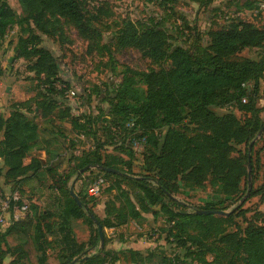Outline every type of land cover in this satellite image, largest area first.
Here are the masks:
<instances>
[{"label": "trees", "instance_id": "obj_1", "mask_svg": "<svg viewBox=\"0 0 264 264\" xmlns=\"http://www.w3.org/2000/svg\"><path fill=\"white\" fill-rule=\"evenodd\" d=\"M17 1L22 12L16 20L7 0H0V40L16 25L20 35L13 48V59H23L28 62L29 73L51 80L49 92L55 84L68 87L59 75L56 59L41 45V39L34 30L47 34L46 17H59L90 40L93 33L84 19L81 5L76 0ZM145 1L166 9L169 17L179 25L173 27L162 19L126 20L121 22L111 38L119 48L141 51L153 64L168 60V70L139 72L124 67L118 83L104 85L100 101L107 107L96 106L97 115L83 113L75 117L69 114V109L53 115L56 103L42 99L33 109L28 107V101L13 103L8 116H0V160L5 167L3 178L6 183L19 184L25 178H34L44 169L51 170L48 167L52 166L46 167L34 157L28 164L23 163L29 152L39 150L35 109L41 118L67 121L71 130L91 133L93 139L96 131L101 130L108 145L112 146L109 153L102 154V145L97 142L93 149L82 155L71 156L69 166H73L75 161L74 168L64 177L62 184L71 178V173L90 165L118 172L99 171L86 184L87 188L98 176L106 182V178L117 181L108 187L116 195L105 203L101 220L94 215L81 188L76 195L82 207L76 205L68 188L64 187L61 191L68 199L56 211L57 221L43 225L36 222L33 235L25 230L27 216L18 209H12L9 227L0 232V264H4L7 255L12 258L8 264H46V251L50 246V242L44 239L46 233L59 237L66 256L63 264H69L84 251V244L72 236L71 222L85 219L91 229L94 226L85 210L95 216L101 228L125 225L141 219L142 214L163 220L170 226L166 239L172 238L171 242L184 250L185 259H189L190 264L204 263L206 256L212 258L213 264H264L263 212L253 211V215L261 217L260 223L245 222L244 229L233 222L236 212L228 216L194 213L198 209L222 210L228 199L241 192V183L246 185L247 156L233 158L230 154L238 146L247 147L258 132H264V105H259L257 96L259 82L264 77V28L257 29L249 23L233 21L226 28H209L200 33L195 22L189 28L184 16L169 5L174 0ZM191 1L198 7L210 2ZM233 1L228 0L225 6L230 7ZM171 31L175 35L169 44L167 32ZM101 48L112 61L110 49L104 45ZM244 49L258 50V59L238 57ZM248 84L252 85L250 89L246 87ZM243 98L245 103L241 102ZM229 107L245 113L247 117L240 122L231 112L217 114L213 110ZM143 138L139 153L142 161L135 175L131 166L135 154L132 144ZM120 166L127 169L122 170ZM1 173L2 170L0 176ZM118 181L135 187L133 200L125 195ZM206 183L212 191L209 201L202 207L189 210L190 206L173 197L174 193L201 189ZM248 196L258 197L259 206L264 203V173L258 188L250 190ZM229 227L234 230L228 231ZM91 232L92 236L86 243L90 247L99 239L97 229ZM107 244L104 239L103 249L95 255L80 258L76 264H98V254L104 252ZM2 246L5 251H2ZM128 252L132 256L138 254L131 249ZM167 261L178 264L179 257L169 256Z\"/></svg>", "mask_w": 264, "mask_h": 264}, {"label": "rangeland", "instance_id": "obj_2", "mask_svg": "<svg viewBox=\"0 0 264 264\" xmlns=\"http://www.w3.org/2000/svg\"><path fill=\"white\" fill-rule=\"evenodd\" d=\"M83 9V15L86 23L89 24L93 37L90 40L85 39L79 30L65 19L59 17H46L47 34H41L37 30L35 33L41 39V45L47 49L56 59L60 71V77L67 82L68 87L55 86L51 92L48 91V83L43 75L34 76L27 71V63L23 59H13V48L19 37V29L16 25L6 32V36L0 40V116H8L10 106L20 101H28V107L33 109L38 100L49 99L56 103L55 112L69 109L71 116H80L83 113L97 115L96 106L105 109L106 104L101 103L104 85L118 83L124 67L139 72L149 70L158 71L160 69L168 70L170 62L163 60L158 64H153L141 51L134 48H119L112 40L111 35L121 24L122 21H139L140 19L165 20L168 25L177 27L179 22L169 17L168 12L163 7L155 3H146L145 0H76ZM228 0H210V2L198 7L191 0H174L169 3L177 12L184 16L188 27L196 23L200 33L207 29H223L233 21H242L251 24L257 29L264 28V0H234L230 7H226ZM8 5L15 13L16 20L21 16V7L17 0H7ZM167 7V6H166ZM32 25V23L30 22ZM89 30V29H88ZM89 31V32H90ZM188 33V30H185ZM169 36L168 43H172L174 31L167 32ZM102 45L111 51L113 60H109L105 54ZM259 51L256 49H244L238 54V57L252 60L258 59ZM248 89L251 84L246 86ZM8 89V92H6ZM66 89V90H65ZM257 96L260 99L259 105H264V77L258 85ZM217 114L231 112L239 119L244 121L247 115L237 111L233 107L226 110L213 109ZM52 127L61 130L63 138L58 139L60 147L58 151L64 150L67 155L63 154L60 162H65L71 156L82 155L93 149V145L100 143L102 154L109 153L112 146L108 145L106 135L101 131H96L95 139L91 133L85 131H70L67 121L64 124L58 123L53 118ZM83 133V134H82ZM1 137V133H0ZM255 139V140H254ZM140 144V141H136ZM250 145V168L246 169L251 174V185L244 186L241 183V192L225 203L221 211L225 213L236 212L233 222L241 229L246 226L245 222L260 223L261 217L258 214L253 215V211L259 210L257 204L258 197L249 198L250 190H256L261 183L262 174L264 173V132L261 130L249 142ZM248 146L243 145L236 147L235 152L230 157H245L248 154ZM150 147V143L147 148ZM125 150V149H124ZM55 152V151H54ZM74 152V153H73ZM56 153V152H55ZM76 153V154H75ZM125 153V152H123ZM124 159L127 156L123 154ZM133 173L137 175L139 166L142 161V155L135 153L132 156ZM128 160V159H127ZM75 163V161H73ZM69 166L66 171H61L60 167H48L51 170L40 171L34 178H25L19 184L15 182L6 183L0 176V196L18 191L22 198L30 204V214L27 215L25 230L29 235L34 233V225L40 222L54 223L57 221L56 211L61 209L68 197L61 191L64 187L68 190L73 186V192L83 190L85 196L86 184L100 171L95 169L96 165L88 166V170L77 175L70 174L71 178L65 183L64 177L74 168ZM246 163V162H245ZM247 164V163H246ZM47 168V169H48ZM122 170L126 167L120 166ZM5 167L0 162V171L2 173ZM101 173V172H100ZM78 177L80 179L78 180ZM108 185L100 192V195L93 199L86 196L89 200L92 211L98 219L104 218L105 203L112 201L116 193L108 187H112L116 182L106 178ZM126 196L133 200L135 187L128 182L118 181ZM7 184L8 190L3 191L2 185ZM5 186V185H4ZM16 189V190H15ZM212 188L208 183L201 189H194L184 193H174L173 197L181 203H184L190 209H196L204 206L209 201V194ZM88 197V198H87ZM117 204V202H116ZM241 211L238 212V208ZM264 213V206H263ZM245 211V213H244ZM238 213V214H237ZM244 213V215L242 214ZM48 215V216H47ZM72 236L78 243L84 244V251L75 259L76 263L85 257L95 255L104 247V239L108 244L103 253H99L98 264H171L167 257H179L178 264H190L189 259H185L184 250L178 248L172 238L167 240V230L170 227L161 219H153L150 214H142L141 219L129 221L125 225L113 228H102L103 245L100 246L99 239L97 243L90 247L87 245L91 231L96 229L95 226L88 225L85 219H77L71 222ZM229 227L228 231H233ZM194 230H189L192 232ZM3 233V232H1ZM44 239L50 242L46 251V264H63L65 254L59 237L53 233L44 234ZM128 249L137 251V255L129 254ZM2 251L5 247L2 246ZM11 256L7 255L4 263L11 261ZM102 259V260H101ZM204 263L197 262L193 264H213L212 258L206 256ZM75 263V264H76Z\"/></svg>", "mask_w": 264, "mask_h": 264}, {"label": "crops", "instance_id": "obj_3", "mask_svg": "<svg viewBox=\"0 0 264 264\" xmlns=\"http://www.w3.org/2000/svg\"><path fill=\"white\" fill-rule=\"evenodd\" d=\"M7 90L8 89H6V92H7ZM34 115L36 116L35 122L38 124L37 133L39 135V139H38L39 150H33V151L29 152V154L23 160V163L28 164L30 161V158L34 157V158L38 159L46 167H48V166L58 167L59 166L61 171H66V169L69 167V158L70 157L68 159H66L65 162L61 163L60 158L63 157V154H61V153H64L65 151L62 149L60 150V152L58 151V147H60L58 139H61L64 137V135H62L63 134L62 131L59 129L56 130L57 128L54 129L52 127L53 122L52 123L50 122V121H52L50 118H53V117L43 119V118H41V116H39L37 109H35ZM30 116H32V115L30 114ZM58 123L64 124V123H66V121H63V122L59 121ZM70 131H71V127H70ZM0 139H1V137H0ZM65 155H67L66 152H65ZM0 162H1V160H0ZM4 171H5V169H4ZM4 171H3V173H4ZM3 173H1V174H3ZM4 185H2V188H3V191L6 192L8 190V187H10V186H7V184H4ZM263 206H264V203L259 206L260 212H263V209H262Z\"/></svg>", "mask_w": 264, "mask_h": 264}, {"label": "built area", "instance_id": "obj_4", "mask_svg": "<svg viewBox=\"0 0 264 264\" xmlns=\"http://www.w3.org/2000/svg\"><path fill=\"white\" fill-rule=\"evenodd\" d=\"M241 102L245 103V98H243ZM140 142V144L136 142L132 144L134 153L141 152L144 138L141 139ZM106 185L107 182L103 177L98 176L94 178L86 188L87 196L93 199L97 198ZM12 209H18L19 212L23 213L26 216L30 214V204L21 197L18 191H13L11 193L0 196V232H4L9 227L10 213Z\"/></svg>", "mask_w": 264, "mask_h": 264}, {"label": "water", "instance_id": "obj_5", "mask_svg": "<svg viewBox=\"0 0 264 264\" xmlns=\"http://www.w3.org/2000/svg\"><path fill=\"white\" fill-rule=\"evenodd\" d=\"M7 92H8V90H7ZM249 150H250V145H249L248 154H247V168L248 169L250 168V163H249V161H250ZM88 168L89 167L86 166V167L80 169L77 172V175H79L80 173H83V172L87 171ZM95 169H98V170H100L102 172H106V173L118 174V172L116 170H113V169H110V168H105V167L98 166V165L95 167ZM247 184L250 187V185H251V174H250V171H247ZM69 194H70L71 198L75 201L76 205L78 207H82L79 198L73 192V186L70 187ZM85 212H86L87 216L89 217V219L92 221L93 225L96 227L97 234H98V238H99V243H100V246H102L103 245L102 228H101L98 220L95 218L94 215H92L90 212H87L86 210H85ZM194 213L197 214V215H212V216H228V214H229V213H225L224 211H221V210H201V209L195 210ZM76 261H77V259H74L69 264H75Z\"/></svg>", "mask_w": 264, "mask_h": 264}]
</instances>
